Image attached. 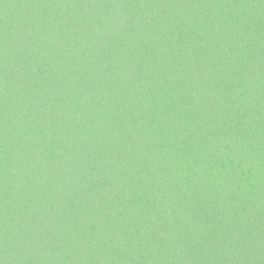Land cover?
Listing matches in <instances>:
<instances>
[{"label": "trees", "instance_id": "1", "mask_svg": "<svg viewBox=\"0 0 264 264\" xmlns=\"http://www.w3.org/2000/svg\"><path fill=\"white\" fill-rule=\"evenodd\" d=\"M0 264H264V0H0Z\"/></svg>", "mask_w": 264, "mask_h": 264}, {"label": "clouds", "instance_id": "2", "mask_svg": "<svg viewBox=\"0 0 264 264\" xmlns=\"http://www.w3.org/2000/svg\"><path fill=\"white\" fill-rule=\"evenodd\" d=\"M124 20H120V24L122 25ZM10 49L6 48V56L10 52ZM7 79L6 83L10 82L12 79V72L6 73ZM7 96L9 97L7 102L8 111L5 115V126L7 131L16 130L18 134H22L24 131L25 121V109L27 105L22 104L17 97L12 93L9 88L7 91ZM31 139V138H29ZM8 143L5 144V149L7 150L9 143H15L12 137L7 138ZM31 145L25 146L24 142H21L15 145L5 164V177H10L13 174L19 178H23L26 173H30L32 169L31 158L28 156V149ZM22 192L21 185L16 183L13 187L12 185L6 184L5 193L6 200L5 204L7 207H15L12 203L14 199L17 197V193ZM15 227L13 224H9L8 228L5 230V234L2 241L3 252L5 261L7 260H17L23 261L29 258H37L43 260L45 257L39 254V250L35 247L33 242L27 238H21L19 236L14 237V234L9 231V229ZM18 231V229H17ZM174 252L177 255L182 256V249L176 248Z\"/></svg>", "mask_w": 264, "mask_h": 264}]
</instances>
